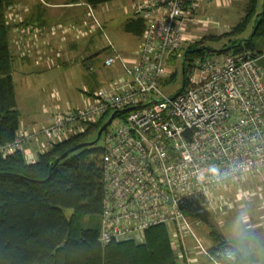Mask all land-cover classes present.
I'll return each mask as SVG.
<instances>
[{
  "label": "built area",
  "instance_id": "2783aa9c",
  "mask_svg": "<svg viewBox=\"0 0 264 264\" xmlns=\"http://www.w3.org/2000/svg\"><path fill=\"white\" fill-rule=\"evenodd\" d=\"M204 2L134 0L135 12L145 19L146 27L133 60L109 39L95 7L84 2L95 27L60 25L62 33L73 30L81 37L102 31L109 49L104 64L120 63L122 73L88 93L84 105L58 110L51 122L39 127L19 129L13 140L0 143V153L22 151L33 162L31 143L46 152L86 132L104 115L136 106L119 112L102 134L104 194L99 239L103 243L143 241L150 227L166 224L179 260L198 264V257L190 255L197 249L212 264H225L223 253L230 247L215 251L216 245L207 246L190 216L204 212L200 202L229 206L230 192L240 180L264 178V67L257 62L264 52L258 57L248 50L207 56L196 61L199 72L188 84L184 78L181 90L167 93L163 82L173 74L172 59L183 57L190 26L196 24L197 30L221 26L214 17L194 14ZM27 6L15 2L8 7L7 17L14 22L12 46L17 55L51 65L53 58L43 50L47 40L39 39L41 29L21 23ZM187 234L194 247L187 245Z\"/></svg>",
  "mask_w": 264,
  "mask_h": 264
},
{
  "label": "trees",
  "instance_id": "16d2710c",
  "mask_svg": "<svg viewBox=\"0 0 264 264\" xmlns=\"http://www.w3.org/2000/svg\"><path fill=\"white\" fill-rule=\"evenodd\" d=\"M80 1L96 8L112 0H68ZM11 2L0 0V78L6 82L11 97L10 106L0 114V143L13 140L20 128V112L15 108L12 85L13 23L7 17ZM258 2L249 0L245 16L226 33L244 31L253 20L252 36L247 41L236 39L226 44L218 49L219 53L264 52L253 41L254 36L264 38V2L260 11ZM145 27V19L138 14L125 23V30L138 36H142ZM210 48L196 47L205 54H210L207 51ZM186 61L185 55L184 72L188 66ZM108 117L109 114L104 115L86 132L57 143L41 153L35 162H29L22 151L7 156L0 153V264H179L166 224L150 227L146 242L127 239L108 243L99 239L101 222L99 227L83 224L86 216L97 217L102 212L104 146L100 141L103 136L54 164L66 150L95 139V132ZM211 233L218 244L215 251L234 247L219 232L212 229ZM228 264H239L238 257Z\"/></svg>",
  "mask_w": 264,
  "mask_h": 264
},
{
  "label": "rangeland",
  "instance_id": "374dc122",
  "mask_svg": "<svg viewBox=\"0 0 264 264\" xmlns=\"http://www.w3.org/2000/svg\"><path fill=\"white\" fill-rule=\"evenodd\" d=\"M47 1L57 2L58 0ZM204 1L205 7L203 6V8L201 6L198 11L194 12V14L201 17H214L221 23V26L205 28L202 30H197L196 24L190 26V38L183 44L181 50L183 57L175 61L173 64L174 66L171 68L172 72L175 71V75L163 82L164 90L169 94L176 93L183 88L184 78L187 80L186 84H188L190 77L196 73L198 74L199 70L195 65L196 61L204 59L207 56H216L220 54L218 49L220 50L226 44L232 43L236 39L247 41V39L252 36L253 20L244 31L233 32L232 35L226 34L228 31H232L245 16L249 0H233L228 4L226 2L219 3V0ZM15 2H22V4H24L23 1L19 0ZM263 2L264 0H259L257 6L258 11L262 9ZM130 8V0H112L95 8L96 15L103 23L104 31L122 53H131L132 51L138 50L141 43L140 38L125 30V23L128 19L132 16H136L135 12H132ZM77 10L80 14H77L76 19L79 20V18H81L82 22L74 25L75 28H82L84 24H87L88 27L90 26L94 28L95 23L92 17L88 14L89 9L85 6H81L78 7ZM71 33L75 36L73 30ZM91 35L96 38L94 46H91V49L89 48L85 53L83 47L80 46L77 49L78 54L75 56L78 61L67 65L66 67H62V75L66 78L64 79L66 81L70 80V86H72L75 91L90 84H93L95 90L99 87L94 85V82H91L95 81V76H97L99 80L102 76H112L115 72L113 67L115 64L113 66H106L104 64L105 56L108 53H104L103 49L108 44V40L102 31H95L85 35L88 37L81 36L80 41H86V38L89 39V37H92ZM253 41L264 51V38L254 36ZM200 46H210V50H207L208 52L210 51V54H205L206 52L204 53L203 51L196 49V47ZM224 54H226V52ZM185 55L188 66L184 72L183 59ZM66 56H69V54H66ZM86 57H88L87 60ZM47 63L49 62L47 61ZM41 65H44V62H42ZM16 66L17 65H15V68ZM90 71L91 74L89 73ZM30 75L31 74L23 75V72L21 73L20 70L14 69V86L16 92L21 97L26 93L25 88L27 85H35V82L30 80L32 79L30 78ZM28 76L30 77L28 78ZM117 123L118 119L113 122V125ZM100 142H103L102 139ZM238 189L246 191L248 196H241ZM228 202H230L229 206L223 207H210L207 204L200 202V207L204 211L198 215L199 218H201L200 224H197L199 219L198 216H190L194 229L207 246L212 247V244L218 245L217 242L214 241L211 233L212 229H214V231L224 235L229 243L234 246L233 248L237 250V257H239L238 250L247 246L249 251L248 253L245 252L243 254L246 263L257 264L258 262H261L264 264V178L257 177L240 180V184H235L233 186L228 197ZM67 212L70 213V211ZM241 216L245 217L247 220L245 226L246 230L242 237L236 238L234 236V223L237 218ZM100 222V215L97 217L86 216L83 219V224L87 227H99ZM208 237L212 242L209 243L206 240ZM144 240L146 242L147 237H144ZM186 243L189 246H195L194 240L190 234L186 235ZM195 253L205 256L200 253V251L198 252V250H195ZM190 255L193 256L194 254L191 253Z\"/></svg>",
  "mask_w": 264,
  "mask_h": 264
},
{
  "label": "crops",
  "instance_id": "0c3cea01",
  "mask_svg": "<svg viewBox=\"0 0 264 264\" xmlns=\"http://www.w3.org/2000/svg\"><path fill=\"white\" fill-rule=\"evenodd\" d=\"M12 1L11 4L15 3L17 0ZM19 1H23L25 5H28V10L24 11L21 16V19L23 20L21 23L25 26L28 25L41 29L39 39L42 42L46 38L48 43V46L43 47V50L49 52L53 58L51 65L46 62H44V65H41L42 63H37L30 57L17 55L13 48L14 64L12 71V85L14 100L16 102L15 108L20 112L19 129H33L39 127L43 123L51 122L54 118V113L58 110H66L69 107L74 106H82L88 102L87 94L94 91L93 84L88 86L85 85L83 88H79L78 91H75L72 86H70V80L66 81L65 76L62 75V67H66L67 65L78 61V59L75 58L78 54L77 49L81 46L85 53L86 50L88 51L89 48L91 49V46H94L96 38L91 35L92 37H89V39L86 38V41L82 40L81 42L80 37L77 38L76 36H73L69 31H67V33H62L60 28V25L71 27L82 22L81 18H79V20L76 19L77 14H80L77 8L81 6L87 7L84 3L85 1L77 3H71L68 2V0H58L57 2H49L47 0ZM133 2L134 0H130V10L135 12ZM135 14L137 15L136 12ZM53 30H55L54 33L52 32ZM136 36L140 38L141 41L142 36ZM107 46L108 44L103 49L104 53H109ZM136 51L137 50L123 54L127 59L133 60ZM66 54H69V56H66ZM87 59L88 57H86V60ZM15 65H17L16 68ZM113 67L115 72L112 76H102L99 80L97 76H95V81L91 82H94V85L97 86L109 83L112 79L122 73L120 63H116ZM14 69L20 70L21 73L23 72V75L31 74V77L28 76V78H32L30 80L35 82L34 86L27 85L25 88L26 93L23 94L22 97L16 92L14 86ZM89 73L91 74V71ZM10 103L11 97L7 84L0 78V114L5 108L10 106ZM30 149V156H32L34 160L33 162H35L39 159L42 152L39 151L36 143H31ZM206 240L209 243L212 242L209 237ZM215 245L216 244H212V246ZM248 251L249 249L247 246L238 250L239 264H248L244 260L243 255L245 252L248 253ZM192 253L194 254L192 257H198V264H212L205 256L196 254L194 251ZM179 264H188V262L179 260ZM257 264L263 263L258 262Z\"/></svg>",
  "mask_w": 264,
  "mask_h": 264
},
{
  "label": "water",
  "instance_id": "95a60500",
  "mask_svg": "<svg viewBox=\"0 0 264 264\" xmlns=\"http://www.w3.org/2000/svg\"><path fill=\"white\" fill-rule=\"evenodd\" d=\"M254 55L256 57H258V53H254ZM257 62L264 67V55L259 57L257 59ZM136 108V106H131V107H127V108H124V109H120V110H115L111 113V115L108 117V119L101 125V127L98 129V132H97V137L93 140H88V141H83V142H80L78 143L77 145L71 147L70 149L66 150L64 153H62L59 157L56 158L55 160V165L59 163V161L66 157L69 153L77 150V149H80V148H84V147H87V146H90L92 144H94L96 141H98L103 132L105 131V129L112 123V121L114 120V118L116 117V115L119 113V112H127L129 110H132ZM185 214L186 215H190V213L188 211H185Z\"/></svg>",
  "mask_w": 264,
  "mask_h": 264
},
{
  "label": "clouds",
  "instance_id": "9594fccd",
  "mask_svg": "<svg viewBox=\"0 0 264 264\" xmlns=\"http://www.w3.org/2000/svg\"><path fill=\"white\" fill-rule=\"evenodd\" d=\"M247 224V220L245 217L241 216L238 217L237 220L234 223V236L236 238H240L244 235L245 233V226ZM236 249L233 247L230 248H226L224 250V258H225V262L226 264H228V262H231L232 260H234L235 256H236Z\"/></svg>",
  "mask_w": 264,
  "mask_h": 264
}]
</instances>
